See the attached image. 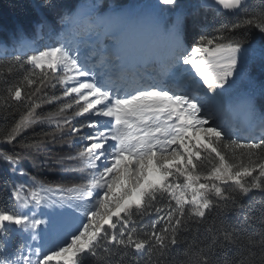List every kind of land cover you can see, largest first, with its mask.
<instances>
[{
	"label": "snow or ice",
	"instance_id": "obj_1",
	"mask_svg": "<svg viewBox=\"0 0 264 264\" xmlns=\"http://www.w3.org/2000/svg\"><path fill=\"white\" fill-rule=\"evenodd\" d=\"M201 7L223 19L190 39L189 26L200 24L179 0L105 18L95 4L57 11L66 31L94 35L96 47L21 40L19 54L0 61L9 77L19 74L4 80L0 99V264H264V114L249 98L236 106L251 118L246 131L259 128L248 139L221 115L249 33L264 36V0ZM131 44L145 53L135 66ZM26 161L74 182L45 183ZM258 197L259 214L249 208ZM17 229L28 239L10 256Z\"/></svg>",
	"mask_w": 264,
	"mask_h": 264
},
{
	"label": "trees",
	"instance_id": "obj_2",
	"mask_svg": "<svg viewBox=\"0 0 264 264\" xmlns=\"http://www.w3.org/2000/svg\"><path fill=\"white\" fill-rule=\"evenodd\" d=\"M61 6L58 10L47 9L46 3L42 4V0H0V61L10 59L13 54H19L15 49L18 47L19 41H24L32 48H44L51 46H58L64 23L61 16L57 15V11L63 15H74L76 11L86 9L87 6L95 4L102 12H97V15H102L106 12H114L127 8L129 5H139L143 7L147 4L155 3V0H57ZM258 3L259 0H254ZM182 8L195 13L196 18L200 24L199 27L189 26L188 38L199 31L211 32L215 27L219 26L222 17L215 14L214 10L201 7L200 0H179ZM71 9V11H69ZM41 21H47V26H41ZM249 40L251 43V50L258 46L264 45V37L257 31L252 30L249 33ZM249 51V52H250ZM248 63V62H247ZM245 64V66L247 65ZM248 65L254 66L255 63L249 62ZM11 78L13 80L19 78V74L14 71L9 77L8 68L6 65L0 63V99L4 94V80ZM261 79H264V74H261ZM59 94V92H57ZM254 104L258 110L264 114V95L261 93L254 97ZM50 106H44V111H54ZM38 112L41 109L37 110ZM5 127L3 122H0V129ZM50 130V129H49ZM35 131L40 132L37 127ZM32 130H29L27 135L31 136ZM251 136L259 138L254 132L248 131L241 139H248ZM235 139V137H233ZM52 155L54 151L50 150ZM26 168L33 171L41 181L57 185H70L74 181L66 178L68 174L56 171H50L46 167L36 170L31 169L30 162H25ZM26 178L19 177L17 182H25ZM259 197L255 201L249 202V208L259 214L261 205L258 203ZM4 202V197L0 196V205ZM10 210L18 211V208L13 209L11 202L7 205ZM240 216L237 213H229L228 220L231 223H239ZM27 239L20 231H15L8 244V253L13 255L19 244L25 242Z\"/></svg>",
	"mask_w": 264,
	"mask_h": 264
},
{
	"label": "rangeland",
	"instance_id": "obj_3",
	"mask_svg": "<svg viewBox=\"0 0 264 264\" xmlns=\"http://www.w3.org/2000/svg\"><path fill=\"white\" fill-rule=\"evenodd\" d=\"M129 8L138 10L140 7L139 5H133V6L129 5L125 9H129ZM84 10L86 9H83V10L80 9L76 11L75 14L80 13ZM112 13L113 12H109V13L106 12L102 15H97V16L101 18L104 16L109 17L112 15ZM74 38H75L76 43L80 47V50L82 53L88 52L92 48L96 47V37L94 35L92 39H88L86 36L85 37H80V36L74 37L73 33L66 31L65 25L63 27L61 38L58 42L60 43L64 39L73 40ZM100 40L101 41L108 40L109 43H112L110 38L105 37V36H101ZM139 46L140 45H137V44L129 45V47L133 49L126 53V56L129 58L128 59L129 63L132 64L133 66L137 65L140 62L137 59L138 50H135V49H138ZM262 53H264V45L258 46L249 52V56H248L246 63L252 62V63H255V65L251 66V65H248V63L246 66L244 65V67L241 69L240 74L235 78V81H236L235 84L233 85L231 89L228 90V92L225 93V96H224V102H223L224 106H223V112L221 113V115L224 121H227L228 123L232 125L233 130L236 131L238 135H239V131H241L240 127L245 128V130L249 128V123L251 119L250 116L245 111L240 110L239 108L236 107L242 99L244 98L251 99L252 105L254 106V109H255L256 116H259L262 114L258 110L256 105L254 104V97L260 94L261 90L264 89V79L260 78L261 74H264V55H262ZM250 131L260 136L259 128L251 129ZM241 136L242 135H239L240 138ZM19 211H25V210L18 208V212ZM42 211L47 212V211H50V209L44 208L42 209ZM17 230L20 231L25 236L26 239H28L27 233H24L22 230H19V229Z\"/></svg>",
	"mask_w": 264,
	"mask_h": 264
},
{
	"label": "bare ground",
	"instance_id": "obj_4",
	"mask_svg": "<svg viewBox=\"0 0 264 264\" xmlns=\"http://www.w3.org/2000/svg\"><path fill=\"white\" fill-rule=\"evenodd\" d=\"M132 49H133V48L129 47L128 52H129L130 50H132ZM135 50H138V57H137V59L140 61L141 58L143 57V55L145 54L144 51H143V49H142V46H139V48H138V49H135ZM126 59L128 60L129 58L126 56ZM244 130H245V128L243 129V131H244ZM244 132H246V130H245Z\"/></svg>",
	"mask_w": 264,
	"mask_h": 264
},
{
	"label": "water",
	"instance_id": "obj_5",
	"mask_svg": "<svg viewBox=\"0 0 264 264\" xmlns=\"http://www.w3.org/2000/svg\"><path fill=\"white\" fill-rule=\"evenodd\" d=\"M208 2H211V0H208ZM205 3V0H200L201 6Z\"/></svg>",
	"mask_w": 264,
	"mask_h": 264
},
{
	"label": "clouds",
	"instance_id": "obj_6",
	"mask_svg": "<svg viewBox=\"0 0 264 264\" xmlns=\"http://www.w3.org/2000/svg\"><path fill=\"white\" fill-rule=\"evenodd\" d=\"M107 13H109V12H107Z\"/></svg>",
	"mask_w": 264,
	"mask_h": 264
}]
</instances>
